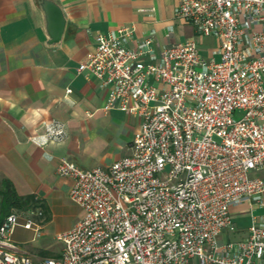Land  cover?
<instances>
[{
	"label": "built area",
	"instance_id": "1",
	"mask_svg": "<svg viewBox=\"0 0 264 264\" xmlns=\"http://www.w3.org/2000/svg\"><path fill=\"white\" fill-rule=\"evenodd\" d=\"M174 13L217 40L218 59L193 38L155 52L150 38L129 47L127 27L95 36L77 71L110 87L105 111L140 123L130 153L105 168L59 159L83 214L55 236L60 254L36 264H264L263 225L221 238L235 232L233 204L264 200V0H180ZM65 135L51 121L31 141ZM43 218L37 207L0 221V264H35L11 236L21 227L39 237Z\"/></svg>",
	"mask_w": 264,
	"mask_h": 264
},
{
	"label": "crops",
	"instance_id": "2",
	"mask_svg": "<svg viewBox=\"0 0 264 264\" xmlns=\"http://www.w3.org/2000/svg\"><path fill=\"white\" fill-rule=\"evenodd\" d=\"M39 1L0 0V190L6 180L19 197L42 204L45 228L71 203L72 181L57 175L59 159L86 170L105 168L130 153L140 123L135 115L105 111L110 87L77 71L94 48L95 36L127 27L132 29L129 47L150 38L155 52L193 38L202 56L215 59L218 42L196 35L176 17L180 0H51L65 24L60 41L49 44ZM51 121L64 124L65 138L44 146L31 141ZM76 208L75 223L83 214ZM230 213L235 232L223 233L224 240L245 237L252 221L264 226V200L233 204ZM5 216L0 197V221ZM17 229L22 228L15 227L12 237Z\"/></svg>",
	"mask_w": 264,
	"mask_h": 264
},
{
	"label": "rangeland",
	"instance_id": "3",
	"mask_svg": "<svg viewBox=\"0 0 264 264\" xmlns=\"http://www.w3.org/2000/svg\"><path fill=\"white\" fill-rule=\"evenodd\" d=\"M208 46H212V41L206 42ZM239 118L236 114L235 119ZM39 207L43 211L42 226L47 223V214L42 204L34 201L27 203L23 209L11 210L9 213H16L19 215V220L22 222L29 212H34ZM77 208L74 203H70L66 209L62 210L58 215L51 217L49 223L45 228H42L39 237H35L31 230L17 229L16 234L11 240L18 247L19 253L28 256L33 263H39L44 258L56 257L60 254L61 245L55 239L58 233L64 232L75 224V214ZM8 213V214H9ZM6 214V215H8ZM38 220V219H35ZM229 234V233H226ZM34 247H42V249H34Z\"/></svg>",
	"mask_w": 264,
	"mask_h": 264
},
{
	"label": "water",
	"instance_id": "4",
	"mask_svg": "<svg viewBox=\"0 0 264 264\" xmlns=\"http://www.w3.org/2000/svg\"><path fill=\"white\" fill-rule=\"evenodd\" d=\"M39 7L44 14L49 44L60 41L63 29L64 18L60 8L51 0H40Z\"/></svg>",
	"mask_w": 264,
	"mask_h": 264
},
{
	"label": "trees",
	"instance_id": "5",
	"mask_svg": "<svg viewBox=\"0 0 264 264\" xmlns=\"http://www.w3.org/2000/svg\"><path fill=\"white\" fill-rule=\"evenodd\" d=\"M1 209L3 214H8L11 210H21L29 203L27 198L19 197L10 182L3 180L0 190Z\"/></svg>",
	"mask_w": 264,
	"mask_h": 264
}]
</instances>
